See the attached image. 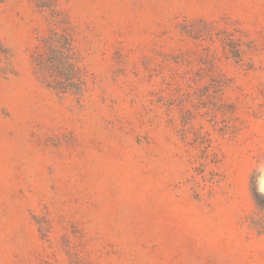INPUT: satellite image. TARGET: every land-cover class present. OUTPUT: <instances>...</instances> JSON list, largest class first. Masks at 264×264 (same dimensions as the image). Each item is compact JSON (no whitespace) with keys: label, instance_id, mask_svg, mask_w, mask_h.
<instances>
[{"label":"rangeland","instance_id":"374dc122","mask_svg":"<svg viewBox=\"0 0 264 264\" xmlns=\"http://www.w3.org/2000/svg\"><path fill=\"white\" fill-rule=\"evenodd\" d=\"M84 90L31 54L54 22ZM264 0H0V264H264Z\"/></svg>","mask_w":264,"mask_h":264},{"label":"trees","instance_id":"16d2710c","mask_svg":"<svg viewBox=\"0 0 264 264\" xmlns=\"http://www.w3.org/2000/svg\"><path fill=\"white\" fill-rule=\"evenodd\" d=\"M34 74L45 86L59 95L80 96L84 90L82 74L69 29L54 22L48 34L40 40L31 54ZM256 206L264 210V197L254 192Z\"/></svg>","mask_w":264,"mask_h":264}]
</instances>
